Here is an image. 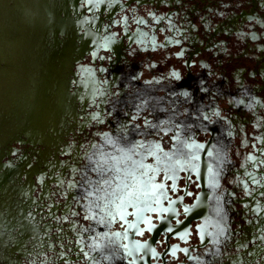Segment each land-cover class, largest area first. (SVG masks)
Returning a JSON list of instances; mask_svg holds the SVG:
<instances>
[{
	"label": "rangeland",
	"instance_id": "374dc122",
	"mask_svg": "<svg viewBox=\"0 0 264 264\" xmlns=\"http://www.w3.org/2000/svg\"><path fill=\"white\" fill-rule=\"evenodd\" d=\"M77 4L72 12H61L58 4L52 8L74 29L66 65L42 71L30 67L28 60L14 63L9 54L4 61L3 51L8 52V44L15 45L17 39L14 23L0 35V79L4 76L14 83L4 88L0 80V178L12 169L18 186L30 184L23 210L16 216L4 204L6 184L0 180V219L6 218L9 229L6 235L0 227V264H128L131 257L125 256L121 245L130 244V237L141 243L155 241L157 258L137 264H264V163H258L264 160V0H92L94 7L78 0ZM140 19L145 23H138ZM104 37L113 41L108 49L100 47ZM70 39L67 33L48 36L42 47L56 55ZM22 69L37 75L29 78ZM172 72L181 80L171 77ZM185 91L188 97L182 95ZM145 120L159 127H146ZM174 132L181 140L191 136L208 144L214 156H203L220 173L219 187H209L206 165L204 184L199 172L194 174V195L176 206L172 227L185 221L183 208L199 203L201 190L209 195V209L203 218L191 221L188 238L165 233L157 239L153 232L144 236L130 232L124 240L119 222L102 226L83 219L86 206L96 197H81L94 190L103 175L94 171L101 152L119 156L116 149L127 151L136 142L161 138L165 151H174L169 139ZM103 133H109L114 146L104 143ZM217 151L223 163L215 158ZM144 155L140 151L132 158ZM249 155L256 161L248 160ZM144 162L155 165L152 158ZM114 175L108 172L103 178ZM252 177L258 183L253 184ZM237 180L247 183L252 194L245 195ZM163 206L168 207L166 202ZM92 211L97 219L102 215L95 207ZM146 215L161 225L158 216ZM23 224L31 225L32 232L26 234ZM198 226H204V238ZM115 232L121 237L112 235ZM172 245L175 256L168 251Z\"/></svg>",
	"mask_w": 264,
	"mask_h": 264
},
{
	"label": "snow or ice",
	"instance_id": "6c2138e0",
	"mask_svg": "<svg viewBox=\"0 0 264 264\" xmlns=\"http://www.w3.org/2000/svg\"><path fill=\"white\" fill-rule=\"evenodd\" d=\"M136 2H141V0H136ZM85 3L94 7L92 0H85ZM140 24L145 23L144 20L140 19L137 21ZM110 37H104V42L100 47L108 49L112 43ZM141 43L142 41H137ZM95 43V41L93 42ZM177 43H179L177 41ZM177 55H182V53H177ZM92 56L96 57L97 52L93 51ZM111 59V55L107 57ZM103 59V57H101ZM176 80H181L179 73L172 72L169 74ZM135 78V77H134ZM184 97H188L190 94L185 91L182 93ZM214 115L220 117L219 112H215ZM96 118L95 116L93 117ZM133 120L136 119L135 116L132 117ZM205 121H209L207 115L203 116ZM164 122L161 121V124ZM146 127H151L153 130L159 127V125H151L148 120L144 121ZM137 128L139 125L136 126ZM179 128V126H176ZM207 131L205 127L203 129ZM169 131H171L169 129ZM160 132L164 135H168L163 128H160ZM152 135L151 132L147 133ZM231 136V132L228 133ZM104 143L108 146H114L115 141H113L109 133L102 134ZM170 141L173 143L174 151H165L163 146V138L155 142L141 143L136 142L133 144L131 149L125 151V149H116L120 155L119 156H106L105 153H100V161H97V167L94 169L98 174L106 175L108 172H114L115 175L110 178H102L97 182V187L94 190L87 191L81 199H89L93 196L96 197L95 201H90L86 206L87 213L83 219L86 221H95L96 223L107 226L109 223L119 222L122 227L123 239H129V233L135 232L138 236H144L146 232H154L157 230V225L153 223V218L146 215V213H153L158 216L161 220V228L166 230L168 233L175 234L179 236L180 239H184L187 235L186 232H177L176 229L168 226L165 222L166 217L164 214H169V216L178 215L175 208L173 207L177 200L173 199L169 193L177 194V199H179L178 193L181 189L178 187V180L180 177L177 175L178 172H184L187 174V179L184 181L185 184L194 179V174L200 172V178L203 179V174L198 167V162L201 161V153H207L209 157H213L214 153L209 150L204 143H197L195 139L189 136L186 140H181L178 132L172 133L169 137ZM254 139H261V137H255ZM215 148V145H212ZM143 151L145 155L140 160H135L132 157L134 155H140V151ZM131 153V155L129 154ZM152 158L155 161V165L151 163H145V159ZM215 158L223 163V158L217 151L215 153ZM250 161H256V157L249 155L247 157ZM111 161V164H109ZM258 163H264V160L258 161ZM208 171V184L211 188H218L219 181L218 177L220 173L214 170L211 164L207 165ZM123 173V175H121ZM246 176L251 177L250 173L245 172ZM238 184L244 185L245 195H251V191L248 189L247 183L244 181H234ZM115 183V187L113 184ZM252 183L256 184L258 181L252 177ZM91 187V185H89ZM191 196L192 193H187ZM102 202V203H101ZM167 203L168 207H164V203ZM99 209L102 215L99 219L96 217V213L92 210L93 208ZM197 205H187L183 208L185 214L192 212ZM81 208H85V205L81 204ZM219 208V197L217 198V209L216 214L220 215ZM199 215L200 213H196ZM133 217V219H129ZM107 218V219H106ZM67 220V217H64ZM180 223V221H177ZM143 224L144 227L141 228L140 225ZM204 226H198V231L201 237L204 235ZM89 229H85L87 231ZM105 236L108 233H104ZM112 235L116 237H121V232H115ZM211 235V233H209ZM155 241H153L154 243ZM79 243V241H77ZM131 244V246H130ZM130 244H122L126 257H131L128 264H137V260H143L142 252H151L150 259L157 258L158 254L155 248H152L148 241L141 243L140 241H131ZM89 247H94L89 245ZM176 245L168 250L171 255L175 256ZM81 254L85 257L88 256L87 252L83 249L80 250ZM181 251L187 253V249H181ZM167 254V253H166ZM107 259V257H105Z\"/></svg>",
	"mask_w": 264,
	"mask_h": 264
},
{
	"label": "bare ground",
	"instance_id": "6f19581e",
	"mask_svg": "<svg viewBox=\"0 0 264 264\" xmlns=\"http://www.w3.org/2000/svg\"><path fill=\"white\" fill-rule=\"evenodd\" d=\"M12 1L15 3L14 6H11L10 5V3ZM77 3H78V1H77ZM54 4H58V6H61V8H59L61 12H63V11H70L69 8H68V3H67L66 0H0V35L5 34L8 31V28H9L10 24H12V23H14V25H15L14 26L12 24L13 27L15 29L17 28V39L15 41V45H14V43L8 44V47H7L8 52L3 51L4 54L1 53V54H3V57H2L3 60H4V55L9 54L10 56H12L13 62L16 61L14 63H18V65H21V62L23 64H26L27 63V60H28L29 61V64L28 65L30 67H34L35 66V67L40 68L42 71H46L47 69L52 70L53 68H55V66H56L55 64H58V66L59 65H61V66L62 65H66V62L65 61L67 60V58H64V57L66 55H68L71 52L72 48H73V42H72V39H73L72 37H74V35L72 34V30L73 29H72V24L71 23H69L67 21H62V19H61L62 16H61V13L60 12H56V13L53 12L52 8H53ZM12 14H15V16H12ZM69 30H71V31H69ZM61 33H67V34L70 35V38L71 39H70L69 43H67V46H64V48L61 49V51L58 52L56 55H54L52 53L53 51L52 52L45 51L43 49V47H42V44H44L43 43V40L45 38H47L48 36L57 37ZM3 39H4V37H3ZM6 42H8V41H6ZM13 46H16V48H13ZM48 50H50V48ZM56 50H57V48H56ZM13 55H14V57H13ZM8 59H9V57H8ZM14 59H16V60H14ZM38 63H40L41 65L38 66ZM10 65L12 66V64H10ZM15 70H17V67H16ZM22 70L25 73H27V75L29 76V78H31L33 76L35 77L37 75L36 71L29 70V69H22ZM1 72H3V71H1ZM40 72L41 71H39V73ZM25 73H23V76L25 75ZM5 75H7V74L5 73ZM13 76H14V74H13ZM2 78L0 80H1V83H2V85H3L4 88H8V86L11 87V85L14 84V83H12V79H9V78L8 79H6V78L2 79ZM10 78H12L11 77V74H10ZM86 84L87 85H90L89 83H86ZM42 90H41V92H42ZM0 104H1V102H0ZM5 107H7V106H5ZM21 108H24V107H21ZM6 110L7 109H5V111ZM19 112H18V115H19ZM37 113H39V112H37ZM35 119H36V117H35ZM50 123H53V122L50 121ZM43 135H44V133H43ZM3 169H4V167H3ZM17 177L18 176L15 174L14 175V179L16 180V183L18 181L17 180ZM5 184H6V191H5V194H4V199H5L4 204L7 203L8 204V207H9V210H13L14 209V206H13V203H14L13 202V196H14V194L11 193L13 189H12V186L8 182L5 181ZM17 211H20V209H17ZM17 211H14L13 212L14 215H16V216H17V213H16ZM3 219H4V223H6V221H7L6 218H3ZM24 223H25V221H24ZM23 229H24V232H26V234L27 233L29 234V233L32 232V230H30L31 229V225H28L27 226V224L26 225L23 224ZM5 231H6V235H8L9 229L7 228V229H5ZM3 243H5V242H3Z\"/></svg>",
	"mask_w": 264,
	"mask_h": 264
},
{
	"label": "flooded vegetation",
	"instance_id": "af4514ba",
	"mask_svg": "<svg viewBox=\"0 0 264 264\" xmlns=\"http://www.w3.org/2000/svg\"><path fill=\"white\" fill-rule=\"evenodd\" d=\"M66 1L68 3V8H69V10L71 12L73 11L72 10L73 6H74V8H77V6H78L77 5V1L78 0L77 1L76 0H66ZM73 31H74V29L72 30V34H73ZM68 55H66L64 58H68ZM88 81H91V79H88ZM89 86L91 87L92 85L90 84ZM206 146H209V145L206 144ZM209 149H210V146H209ZM203 155H204V153L201 155L202 159L200 161V170L202 171V174H203V179L200 178L201 183L205 182V180H206V165H207V159ZM201 163H202V166H201ZM33 171H35V170H33ZM15 174L16 173L12 169H6L3 172L2 177L0 178V180L3 183H5V181L8 182L12 186V189L13 190H12L11 193L14 194V196H13V202H14L13 203V206H14V209L13 210L14 211H17V209H20V211H17V212L21 214V212L23 210V201H22V199H24L26 197L28 191L30 190V184L28 183L25 186H18L17 183H16V180L14 179V175ZM195 177H197V176H195ZM199 177H200V172H199ZM186 179H187V175L186 174H183L182 176L180 175V179L178 180V187L181 189V191H179L178 196L181 197V198L179 200L177 199V197L176 198H173V199H176L177 201H179V203L177 202L173 206L175 208V210H176V206L178 207L179 204H180V202H184L186 198H190L191 196L194 195V191L191 190L192 183L190 181L187 184H185L184 181ZM14 183H16V184H14ZM189 192L192 193L191 196L187 195V193H189ZM263 193H264V188H263ZM208 197H209V195L207 194V191L206 190H201L200 193L197 195V199L198 198L200 199L199 203L196 204L197 207L194 208L192 210V212L186 214L185 221L184 222H180V224L178 226H176V227L175 226H173V227L171 226L172 217H174L175 215L174 216H169V214H167V219H166L165 222L168 224V226L176 229L177 232H186L187 233V230L190 232L189 225H190L191 221L193 219L203 218L205 216V214L207 213V207L209 209V206H207V204L209 203V201H207L208 200ZM176 212H177V210H176ZM196 213H200V214L197 215ZM0 221L2 222V224L0 223V227H2L4 230L7 229L8 226L7 225H4L5 224L4 223V219L1 218ZM188 227H189V229H188ZM165 233L167 234L168 232L166 230H163L161 228V225H160V226H157V230L153 232V235H154V237H157L158 236L157 239H159ZM169 234H171V233H169ZM189 235H188V237H189ZM186 236L184 237V239L186 238ZM203 238H204V236H203ZM130 240L131 241H134V238L133 237H130ZM153 241H150L149 242V245L152 248H155L153 246L154 245ZM130 246H131V244H130ZM143 254H144V258H143V260H140L141 263L142 262L149 263L150 262V257H151V252L150 251L143 252Z\"/></svg>",
	"mask_w": 264,
	"mask_h": 264
},
{
	"label": "water",
	"instance_id": "95a60500",
	"mask_svg": "<svg viewBox=\"0 0 264 264\" xmlns=\"http://www.w3.org/2000/svg\"><path fill=\"white\" fill-rule=\"evenodd\" d=\"M188 229H189V227H188ZM188 235H189V231L187 230V236H186V238H188ZM156 238H158V236Z\"/></svg>",
	"mask_w": 264,
	"mask_h": 264
}]
</instances>
